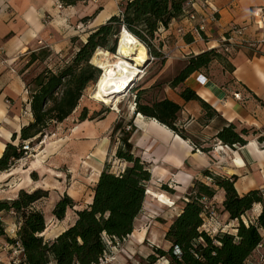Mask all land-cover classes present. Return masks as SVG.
<instances>
[{"label": "trees", "instance_id": "16d2710c", "mask_svg": "<svg viewBox=\"0 0 264 264\" xmlns=\"http://www.w3.org/2000/svg\"><path fill=\"white\" fill-rule=\"evenodd\" d=\"M65 6H73L80 0H60ZM193 0H124L119 11L104 24L91 30L85 41L80 43L69 60L55 69L44 67L34 78L25 83L29 93V107L33 121L20 129V143L7 144L0 157V172L9 170L16 161L23 158V143L40 139L50 126L62 124L77 109L84 92L95 85L101 70L92 64V59L101 49L115 54L119 36L124 29L133 38L145 46L152 57H160V51L152 50L151 43L155 35L167 29L173 21L182 18L190 11ZM91 17L82 19L88 22ZM191 41L190 36L184 37ZM224 48H212L191 56L186 65L168 83L170 89L179 88V97L184 102L196 101L203 111L201 123L219 121L221 127L206 148H199L197 140L189 137L183 129H177L181 106L162 97L153 101H142L145 89H139L134 95V116L140 114L153 119L171 130L180 138L191 141L193 151L208 152L211 143L222 146H244L251 129L238 128L234 123L224 122L219 114L201 100L194 91L183 84L190 75L205 72L216 60L223 61ZM25 68L35 63H44L52 52L47 48L26 55ZM25 56V57H26ZM229 73L233 67L229 66ZM229 81H232L231 79ZM32 86V88H30ZM255 99H257L254 96ZM264 108V103H261ZM106 113V111L103 112ZM98 113L88 115V109L82 108L78 122L91 121ZM206 116V117H205ZM102 119V118H101ZM123 129L122 121L116 122L112 133L120 132V146L115 152L116 159L125 163L122 172L114 174L105 163L98 181L91 188V202L74 212L73 223L56 238L44 240L42 233L46 228L43 213L35 210V203L48 196L47 191L35 189L20 190L12 200L0 201L2 214H13L20 224L16 239L5 236L0 218V237L10 244L18 243L22 249L21 264H98L108 251L109 243L121 241L132 234L134 222L140 215L146 198V186L151 179L150 166L133 152L130 142L134 126ZM203 175L210 183L195 180L184 198V205L168 227L164 240L170 247L167 251L153 248L147 258V264H155L163 259L166 264H247L254 251L263 240L264 200L259 191H250L243 196L237 194L234 183L236 177L216 175L206 170ZM166 190V186H162ZM217 190L224 192L223 212L237 226L235 234L218 232L211 236L202 229L206 209L203 199L210 201ZM260 205V214L254 221L242 220L254 205ZM75 206L73 200L63 195L55 204L52 215L61 221L67 210Z\"/></svg>", "mask_w": 264, "mask_h": 264}, {"label": "crops", "instance_id": "0c3cea01", "mask_svg": "<svg viewBox=\"0 0 264 264\" xmlns=\"http://www.w3.org/2000/svg\"><path fill=\"white\" fill-rule=\"evenodd\" d=\"M98 1L90 0V5L86 9L82 0L73 6H65L60 0H0V47L2 48L0 54V157L7 144L19 145L20 129L33 121L29 107V93L25 82L16 72L20 58L40 48H48L53 53L65 50L69 44V37L72 35L58 40V35L51 28L55 24H72L88 17L90 10L95 16L88 21L89 25L100 26L105 23L113 15L110 11L111 5L99 6ZM107 2L112 3L111 0ZM263 2L264 0L196 1L193 10L207 19L206 32L210 33L214 40L209 44L201 43L195 46L193 48L196 50L195 53L216 48V42L220 41L231 24L247 27L245 28L246 39L256 40L258 46L256 51L250 50L249 54L247 51H238L231 59L233 72L229 75L227 72L226 76L222 72L218 74L209 68L206 73H193L183 84L211 106L224 122L234 123L238 128L251 129L246 145L231 148L218 146L219 143H217L208 152L193 151L189 139L180 138L157 121L146 119L140 114L133 119L132 125L135 129L130 140L133 151L150 166L153 181L156 179L161 183L172 184L173 191L178 195L188 190L195 180L209 184L211 181L205 179L203 175L206 170L228 178L236 177L234 187L240 196L250 191L264 193V108L261 106V103H264V33L254 34L256 28L252 25V11L261 7ZM58 4L62 7L58 8ZM207 5L216 9L217 12L213 14V17L210 16L211 11ZM179 23L182 21H173L169 28L161 29L159 33L166 35ZM179 42L186 47L191 45V43L185 44L180 39ZM42 43L45 45L40 46ZM227 77L232 81L227 80ZM179 90V88L167 87L164 96L182 108L174 125L177 129H183L189 137L196 139L199 148H206L209 146L208 142L217 134L221 124L216 120L208 124L199 123L197 120L204 114L201 105L196 101L184 102L179 97ZM235 94L239 95L238 99L234 98ZM131 110L134 111L132 108ZM116 120L118 118L110 112L97 124H91L86 120L74 127L75 135L85 128L93 129L87 134L88 141L85 142V148L89 152L81 161L82 170L77 175L78 182L86 190L92 188L98 181L105 166L109 156L110 141L103 134L111 130ZM37 157L39 155L35 158L37 161L30 160L27 163H23V159H20L9 170L0 172V198L9 201L14 199L20 190L42 189L47 180L53 186L55 185L53 182L59 183L61 177L52 176L57 175V172L49 166L50 162L46 163L48 159H51L50 155L45 158L47 159L45 164H40ZM54 177L57 180L51 182L50 180ZM65 186L62 192L73 200L75 211L91 202L90 197L84 206L82 194H80L83 190L75 191L70 187L66 191ZM89 190L92 195L91 189ZM151 193L153 192L147 191L146 194L152 196ZM52 194L55 195V199L53 198L55 204L58 201V195L53 192L49 194V198ZM160 194L163 193L157 194L159 204L171 205L170 199H164L159 196ZM223 200L224 192L217 190L209 204L219 211V220L224 228L235 227L237 223L230 221L228 214L223 212ZM255 209L261 210V206L256 204L252 210ZM55 220L57 223H64V219ZM67 227L68 225L59 232L58 229H52L49 235L57 237ZM231 231L235 233L234 229ZM262 236L260 245L263 247L264 232Z\"/></svg>", "mask_w": 264, "mask_h": 264}, {"label": "rangeland", "instance_id": "374dc122", "mask_svg": "<svg viewBox=\"0 0 264 264\" xmlns=\"http://www.w3.org/2000/svg\"><path fill=\"white\" fill-rule=\"evenodd\" d=\"M84 8L90 5V0H82ZM93 1V0H91ZM108 0H99L97 4L99 6H105L110 4L111 8L110 11L113 15L117 14L119 11V4H121L124 0H111L112 3L107 2ZM235 1V0H231ZM264 4V2H263ZM263 6V5H262ZM261 6V7H262ZM100 8V7H98ZM208 8V5H207ZM260 8V7H259ZM91 9V7H90ZM258 8H255L256 10ZM96 10V9H95ZM253 10V11H254ZM252 11V12H253ZM93 12L90 10V15L88 17L93 16ZM257 21H260L256 18ZM253 18L252 25L256 30L254 34L257 33H264V18L260 25H257L254 21L256 20ZM179 20L182 23H179L177 26L175 25L172 28V32L163 35L161 33H157L155 35V39L152 41L151 48L156 52L160 51V57H152L149 55L147 51L146 59L144 61L138 60L136 57L133 58L131 61L136 67L141 71L140 77L135 81V83L131 84V86L127 89L126 93L121 97L120 104L118 106V111L114 112L111 110L110 107L105 106L104 104L95 101L93 97L95 85L89 87L83 94L77 109L74 113L62 124L53 125L48 128L44 132V135L40 139H33L30 141V145L32 147V151L27 154V156L23 155V163H27L30 160H36V156L39 155V163L45 164L47 159V155H50L48 161L50 162V167L53 171L57 172V175L52 176H59L61 177L59 183L53 182V180H57V178H53L50 181L53 182L55 185H50L49 180L43 184L42 190L47 191L48 196L45 199L35 203L34 209L38 210L43 213V216L46 221V228L44 235L42 236L44 240H52L56 237L49 235V231L52 229H58V232L61 231L62 228H65L67 225L68 227L73 223L75 215V210L72 209L71 212H66L64 217V223H57L55 217L52 215V210L55 206L54 199L55 195L52 194V197L49 198L50 193H55L58 195V200L66 193H63L64 185H66V191L72 188L71 190H83L80 192L82 194V203L85 206V202L92 197L91 192L87 188L84 189L81 187L82 184L78 182L77 175L80 170H82V160L84 159L85 155L89 152L85 148V142L88 141L89 132L93 129L85 128L80 133L75 135L74 130L75 126L79 123L78 117L82 110V108L88 109V115L92 116L93 114L98 113L95 119L89 121L91 124H97L98 121L104 119V116L107 113H114V115L118 118L116 122L122 121L123 129L125 131H129L130 127L129 124L133 123L134 119V111L131 110V105L134 102V95L137 94L139 89H145L146 94H144V98L142 97V103L146 100H156L165 96V90L168 87V83L180 72V70L186 65V62L191 56L197 55L196 50H193L195 46L201 45V43L197 42L193 44V38L191 37L190 47H186L183 45L181 41H184L185 44H188L184 37L190 36L188 31L189 24L186 23L184 18H180ZM97 23V22H96ZM104 24V23H103ZM98 26L89 25L88 22H84L78 20L72 24H55L51 27L55 34L58 35V40L65 38L66 36L72 35L69 37L68 46L65 50H62L58 53H53L44 63H35L30 68H25L27 57L20 58L17 66L16 72L19 73L21 78L25 83L30 82L35 75H37L44 67H48L50 69H55L56 66L62 65L64 61L69 60V58L74 54L76 48L80 45V43L85 41L88 33L97 28ZM231 27H240L244 28L242 39L233 41L231 46H228V51L225 50L224 47L221 45L220 41L216 42L217 48H224L223 52L226 54V57H223V61L216 60L213 62L209 68L214 72L220 74L221 72L226 76V72L228 75L230 74L229 66L231 65V59L235 57V54L242 50L247 51L248 54L251 53L250 50H257V41H251L246 39V29L247 27L238 24H231L227 32H229ZM169 28V27H168ZM179 28H184V32L186 34L184 36L177 33ZM246 28V29H245ZM183 32V33H184ZM226 32V33H227ZM53 32H51L52 34ZM226 33L223 36H227ZM205 39L208 42H204V44H209L211 41L214 40L213 36L210 33L206 32ZM264 38V36H263ZM119 41V39H118ZM45 44L42 43L40 46H44ZM118 45V44H117ZM48 49V48H47ZM106 52V51H105ZM96 53V52H95ZM109 53V52H107ZM199 54V53H198ZM95 55V54H94ZM94 59H92V64L96 66ZM150 59L149 64L144 68L143 66L147 61ZM208 68V69H209ZM205 71V73L208 71ZM230 80L229 77L226 78ZM32 88V86L30 87ZM106 113L103 114V112ZM206 117V116H205ZM102 118V119H101ZM204 118V115H201L197 120L199 123L201 119ZM116 122L113 124L111 130L105 132L103 136H107L110 141L109 145V156L107 158L106 163L109 165V169L114 174H118L123 171L125 168V163L116 159L115 152L117 148L120 146V132H116L115 134L112 133V129ZM96 126V125H95ZM90 130V131H89ZM91 135V134H90ZM90 139V138H89ZM131 140V139H130ZM131 142V141H130ZM208 142V141H207ZM210 142V141H209ZM211 147L214 148L217 144H212ZM48 147V149H47ZM40 148V149H38ZM211 148V149H212ZM48 152V153H47ZM134 154L137 156L135 151ZM66 180V181H64ZM43 181V180H42ZM64 183V185H63ZM71 183V184H70ZM71 185V186H70ZM162 186H166V190L162 188ZM53 187L55 189H53ZM173 185L170 183H161L154 179H151L146 186V193L147 191H151L153 193L152 196L146 194L145 202L143 205L142 212L138 216V218L134 222V229L131 235L121 241H115V243H109L108 251L103 257L104 264H147L146 258L152 254L153 248H160L167 251L170 245L165 242L164 235L172 223L175 216L180 212L184 205V198L187 196L188 190L181 194H177L173 191ZM61 190V191H60ZM62 192V195H60ZM79 192V191H78ZM156 193V194H154ZM158 193L159 196L166 199H170L171 205L162 206L158 202ZM57 197V196H56ZM54 198V199H53ZM6 199L0 198V201H5ZM8 201V200H7ZM54 204V206H53ZM78 205V204H76ZM53 207V208H52ZM206 209V208H205ZM260 209H255L249 212L245 217L242 218L243 222L246 224L247 221H254L257 216L260 214ZM215 217L210 215V210L206 209V215L204 216V224L202 229L208 232L209 235L214 236L218 232H228L230 234H235L231 231V229L235 227H227L224 228L223 224L219 220V211L214 208ZM1 221L3 223V229L5 232V236L10 238L11 240L16 239V233L20 224L17 222L15 216L13 214H2ZM15 223V224H13ZM71 223V224H70ZM15 225V226H13ZM67 227V228H68ZM66 228V229H67ZM65 229V230H66ZM236 232V230H235ZM62 233V232H61ZM15 244H10L6 242L3 238L0 237V260L1 263L7 264L11 262L10 260L13 258H21V254H17L15 252ZM260 251L264 255V246L260 249ZM256 252V251H255ZM256 254V253H255ZM22 260V258H21ZM155 264H166V261L163 259L158 260Z\"/></svg>", "mask_w": 264, "mask_h": 264}, {"label": "bare ground", "instance_id": "6f19581e", "mask_svg": "<svg viewBox=\"0 0 264 264\" xmlns=\"http://www.w3.org/2000/svg\"><path fill=\"white\" fill-rule=\"evenodd\" d=\"M146 55L145 46L123 29L119 36L117 53L110 54L98 49L93 56L101 74L95 85L92 98L117 112L121 97L141 74L136 65L130 63L129 60L136 57L138 60L144 61ZM131 108L134 109V104L131 105Z\"/></svg>", "mask_w": 264, "mask_h": 264}, {"label": "built area", "instance_id": "2783aa9c", "mask_svg": "<svg viewBox=\"0 0 264 264\" xmlns=\"http://www.w3.org/2000/svg\"><path fill=\"white\" fill-rule=\"evenodd\" d=\"M197 0H193L191 1L190 3V8L191 10L186 12L185 15L182 17L184 18V20L186 21V23L189 24V30L188 33L190 35V37L193 38V43H204V42H208L205 37H203L202 35H205L206 36V27H207V19L204 18V17H201L199 16L194 10H193V6L195 5ZM62 6L60 4H58V8H61ZM204 7V6H203ZM208 8L210 9L211 11V17H213V14H215L217 11L215 8H213L212 6L208 5ZM252 16L254 19L258 18L260 21H257V19L254 21L257 25H260L263 18H264V4L262 7L254 10L252 12ZM213 20V18H212ZM184 28H179L177 30V33L181 35V38L182 36H184L186 34V32L183 31ZM243 30L244 28H238V27H231L229 32L226 33L227 36H223L221 38V45L222 47L225 48L226 51H228V46H231L230 43L233 44V41H236V40H239V39H242V35H243ZM184 32V33H183ZM217 48V47H216ZM2 53V48L0 47V54ZM234 98H239V95L238 94H235L234 95ZM218 146H220V144H218ZM22 150L24 151L23 152V155L24 156H27L28 153H30L33 149L30 145V141H26L23 143V146H22ZM208 181H210V179H207ZM261 196H262V199L264 200V193H261ZM202 203L204 204L205 208L210 210V215L213 217H215V213H214V207H211L210 204H209V201L206 200V199H203L202 200ZM15 252H17V254H21L22 253V249L20 247V245L18 243H15ZM262 248L261 245H259L257 247V250H256V254L254 253L252 258L249 259L247 261V264H264V255L263 253L260 251V249ZM2 260H0V264H3L1 263ZM11 262H8L7 264H21L22 260L21 258H15V259H11L10 260ZM98 264H104L103 263V258L99 261Z\"/></svg>", "mask_w": 264, "mask_h": 264}, {"label": "water", "instance_id": "95a60500", "mask_svg": "<svg viewBox=\"0 0 264 264\" xmlns=\"http://www.w3.org/2000/svg\"><path fill=\"white\" fill-rule=\"evenodd\" d=\"M123 31V30H122ZM98 50V49H97ZM116 53H117V50H116ZM129 62L130 63H132V61L131 60H129ZM149 62H150V59L148 60V62L143 66V68L142 69H144L148 64H149Z\"/></svg>", "mask_w": 264, "mask_h": 264}]
</instances>
